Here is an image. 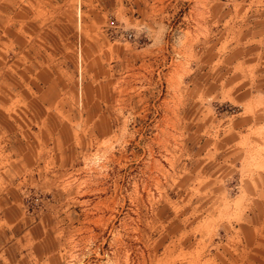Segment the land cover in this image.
<instances>
[{
	"label": "rangeland",
	"instance_id": "374dc122",
	"mask_svg": "<svg viewBox=\"0 0 264 264\" xmlns=\"http://www.w3.org/2000/svg\"><path fill=\"white\" fill-rule=\"evenodd\" d=\"M0 264H264V0H0Z\"/></svg>",
	"mask_w": 264,
	"mask_h": 264
}]
</instances>
